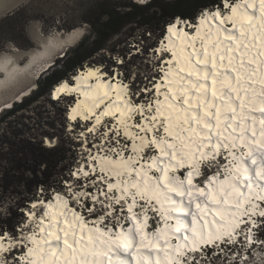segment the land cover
I'll use <instances>...</instances> for the list:
<instances>
[{"label": "snow or ice", "instance_id": "1", "mask_svg": "<svg viewBox=\"0 0 264 264\" xmlns=\"http://www.w3.org/2000/svg\"><path fill=\"white\" fill-rule=\"evenodd\" d=\"M177 2L130 6L159 14ZM179 2L186 11L145 29L135 49L150 53L142 72L117 56L123 71L93 67L53 87L52 100H85L41 150L70 137L79 160L26 210L0 200V264H264V0ZM60 27L28 22L23 50L0 39V85L51 67L87 30ZM44 166L38 159L33 171ZM14 210L23 219L11 223Z\"/></svg>", "mask_w": 264, "mask_h": 264}, {"label": "trees", "instance_id": "2", "mask_svg": "<svg viewBox=\"0 0 264 264\" xmlns=\"http://www.w3.org/2000/svg\"><path fill=\"white\" fill-rule=\"evenodd\" d=\"M90 3V6L80 16V23H87L92 28L93 39L90 46L87 48L88 39L86 38L78 46L71 48L65 56H68L67 60L40 81L36 91L25 98L23 102L16 104L12 109L5 111L0 116V145H5L8 149H16L20 142H23L32 147L33 143L21 139L26 133L30 135L27 130H24L28 127L25 123V120L28 118L25 117L24 113L32 109L43 98H47L48 103L53 107L57 106L59 102L52 100L50 97V92L55 85L63 80H69L71 75L77 72V69H83L87 64L90 65L89 62L92 57L99 52L103 51L110 56L119 54V49L122 45L127 46L135 41L136 33H139L142 40L145 29L158 30L170 12L187 10L179 0L172 7L160 9L159 14H157V9L150 10L142 7H131V0H95ZM84 6L85 2L82 4V7ZM25 10L26 6L15 14L0 20V39L11 37L15 40L17 38L20 32L16 30L15 23L12 25L10 22H18ZM74 23L69 24L67 29L75 27L76 24ZM24 29L20 35L24 34ZM114 39H117V41L111 47L110 45ZM62 104L60 105V110L63 107V113H65L66 104ZM39 147L40 149L42 148L41 144ZM17 150L19 149L17 148ZM45 152L49 154V159L45 161L44 171L42 172L44 179L36 180L34 183H24L23 186L28 189L27 196L18 197L15 201V208L17 206L20 209L27 208L28 203H31L35 199L39 186H43L49 192L52 188H58L60 181L66 177L57 169L60 163L68 159L67 153L60 148H57L55 152ZM4 160L8 161L10 168L3 165ZM22 168L23 166L18 164L16 157L5 158L0 154V200H2L1 195L5 191L14 187L16 183H21V181L13 179L10 173L18 172ZM13 214L18 215V211L14 210ZM17 221L18 219L13 217L11 223H16Z\"/></svg>", "mask_w": 264, "mask_h": 264}, {"label": "rangeland", "instance_id": "3", "mask_svg": "<svg viewBox=\"0 0 264 264\" xmlns=\"http://www.w3.org/2000/svg\"><path fill=\"white\" fill-rule=\"evenodd\" d=\"M93 1L95 0H28L21 7L23 8L26 6V10L23 16L19 18L18 22L12 21L10 22V24L14 25L15 23L16 30L22 33V30L23 28H25V25L28 22L32 21L33 19H38L39 22L44 26L45 30H47L49 27L56 28V22L57 20H59L63 25V27L57 28V31L69 32L72 30H76L77 28L80 27V25L82 24L80 23L81 13L85 9H87L88 6H90L91 4L90 2ZM83 2H85L84 7H82ZM72 22L73 23L75 22L74 24H76V26L71 29H67V26ZM83 24L86 26L87 30L82 31L81 35L76 40L72 41L69 44L72 45L75 42L74 46L71 48H75L76 46L79 45V43L83 39L86 38L88 39L87 48L90 46L93 39V31L89 24L87 23H83ZM20 33L15 39V41L17 43V46L20 47L21 50H23L30 46L29 38L26 35L25 29H24V34L20 35ZM116 41L117 39H114L110 46L112 47ZM140 42H141L140 35L139 33H136L135 41H133L130 45L127 46L122 45L119 49L120 52L119 54L110 56L108 55V53H104L103 51H101L95 56H93L89 63L90 65H100L101 68H106L109 64H111L113 72L117 70L123 71L122 68H120L118 65L113 63V60L117 56H120L121 58H126L130 55L132 61L131 68L134 71L142 72L147 67L144 61L145 58L150 55V53L144 52L142 56L136 53L135 51L136 47L137 46L142 47ZM70 49L66 51V54H68ZM67 58L68 56L60 59L58 58V56H56V59L54 60V65L48 71L41 74L37 79L32 78L31 80L27 81L26 83H24L22 87L14 91L12 95H15L18 91L29 87L32 83L37 84L39 87L40 81H42L48 74L52 73L55 68H59L63 64V62L67 60ZM87 65H85L84 67H86ZM20 66H23V63H21ZM79 69H77V71ZM73 75H71L69 81L73 79ZM38 87L35 89V91L38 89ZM6 99L9 98H5L4 101H6ZM61 101L62 102H59L57 106L53 107L51 104L48 103L47 98H43L41 99L40 102L36 103L32 109L24 113L25 117L28 118L26 120L24 119L25 123L28 125V127H26L24 130H27V132L30 133V135L26 133V135L21 137V139L33 143L34 145H32V147H29L28 145H26V143L23 142H20L19 146L17 147L19 150H17V148L8 149L7 146L0 145L1 155H3L5 158L16 157L18 160V164L20 166H23V168L20 171L10 173L13 176L12 177L13 179H16V181H21V183L18 184L16 183L14 187L5 191L1 195L2 200L7 201L10 207H12L13 209H15L14 205L18 197L25 195L27 196L28 189L27 187L23 186L24 183L27 182L34 183L36 180L44 179V175L42 173L44 171V168L39 171H33V169L35 168V163L38 159H43L44 161L49 159V154L46 153L45 151H42L39 147L40 140L43 136L42 134L52 131H59L63 127V124L66 120L67 109L71 105L72 101L73 102L75 101V99L72 97H68V98L66 97V98H61ZM62 103L66 104L65 113H63V107H61L60 110V105ZM57 148L64 150L68 155V159L60 163L57 169L59 172H62L63 176H67L69 168L74 169L76 167V161L79 160L80 148L78 146V142L72 141L70 137H65L64 141L60 142ZM3 165L7 166V168H10V164L8 163V161L4 160ZM41 187L43 186H39L38 189ZM59 187H60V183H59ZM51 190L49 191V193H51ZM29 205L30 203H28V207ZM27 208H24L23 210H26ZM11 216L12 218L16 217V219L18 220L23 219V214L20 211H18V215L13 214L12 212Z\"/></svg>", "mask_w": 264, "mask_h": 264}, {"label": "bare ground", "instance_id": "4", "mask_svg": "<svg viewBox=\"0 0 264 264\" xmlns=\"http://www.w3.org/2000/svg\"><path fill=\"white\" fill-rule=\"evenodd\" d=\"M55 59H56V57L51 61V64L54 63ZM21 67H23V66H21ZM93 67L101 68L100 65H87L85 68L79 69L77 71L78 73H76V75L73 76V79H71V81H69V80H64V81H68V83L70 85H75L77 83L76 77L77 76H86L88 70L90 68H93ZM48 68L49 67H46L44 70H47ZM43 71L37 72L34 75L25 76L24 78L20 79L18 82L14 83V84H11V85H8V86L0 85V106H2V104H4L7 100L14 99V98L18 97L19 95H21V93L24 92V90H26L27 88L31 87V85L33 83L29 87L18 91L15 95H12L14 91H16L18 88L22 87L24 85V83H26L27 81L31 80L32 78L33 79H37L42 74ZM0 79H3V77L0 76ZM93 84H95V79L94 78H89L87 83H82L81 84V88H88L90 85H93ZM58 85L59 84H57L56 86H58ZM98 91L102 95L104 90L103 89H99ZM89 95L92 96L93 94L89 93ZM68 97L74 98L75 99V101H74L75 103H76L77 100H80V101H84L85 100V97L81 93H74L73 95L67 96V98ZM5 98H9V99H6V101H4ZM62 98H66V97L62 96ZM111 98L114 99V94H112ZM74 102L71 103L72 106H75ZM87 102H91V101H87ZM104 103H110V100H105ZM104 103H102L100 105L101 108L104 107ZM185 171H186L185 169H181V170H178V172L176 174L177 175H181V177H182V174ZM199 180L200 179H197L196 182H199ZM150 224H151V221H150ZM154 226H156V225H154ZM152 227H153V225H152Z\"/></svg>", "mask_w": 264, "mask_h": 264}, {"label": "water", "instance_id": "5", "mask_svg": "<svg viewBox=\"0 0 264 264\" xmlns=\"http://www.w3.org/2000/svg\"><path fill=\"white\" fill-rule=\"evenodd\" d=\"M28 0H0V19L5 18L7 16L13 15L17 10H19ZM9 6H13V7H9ZM75 31V30H72ZM75 44V42L72 45L68 46L69 50L71 47H73ZM58 58H64L66 56V52H62L60 55H57ZM54 65V63L52 64V66ZM51 66V67H52ZM51 67H49L47 70H44L42 72L45 73L46 71H48ZM38 87L37 84L33 83L31 85V87L27 88L26 90H24L23 93H21V95L18 96V98H14V99H9L6 102L8 104L11 105L10 108H5L4 104H2V106H0V116L7 110L12 109L16 104L21 103L24 101L25 98L29 97L34 91L35 89Z\"/></svg>", "mask_w": 264, "mask_h": 264}, {"label": "built area", "instance_id": "6", "mask_svg": "<svg viewBox=\"0 0 264 264\" xmlns=\"http://www.w3.org/2000/svg\"><path fill=\"white\" fill-rule=\"evenodd\" d=\"M208 259L211 261H216V258L214 256H210L208 257ZM201 264H203V262H201ZM216 264H220V261H216Z\"/></svg>", "mask_w": 264, "mask_h": 264}]
</instances>
